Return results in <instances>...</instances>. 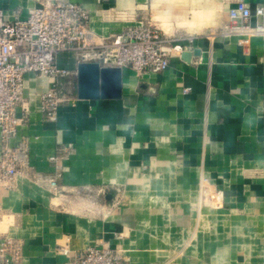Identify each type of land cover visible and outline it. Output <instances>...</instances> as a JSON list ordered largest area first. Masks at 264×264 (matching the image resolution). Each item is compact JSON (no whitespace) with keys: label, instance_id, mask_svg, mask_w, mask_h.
Returning a JSON list of instances; mask_svg holds the SVG:
<instances>
[{"label":"crops","instance_id":"obj_1","mask_svg":"<svg viewBox=\"0 0 264 264\" xmlns=\"http://www.w3.org/2000/svg\"><path fill=\"white\" fill-rule=\"evenodd\" d=\"M72 1L88 10L99 36L150 19L169 35L192 37L181 42L192 56L143 77L124 68L121 99L77 98L57 122L40 110L53 80L26 75L25 120L13 143H30V168L14 189H0V237L20 242L19 264H71L88 246L118 252L126 264H222L226 254V264H239L233 255L264 253V38L245 52L226 33L240 0ZM243 1L253 13L264 6ZM0 6L11 21L36 1ZM59 63L77 70L72 54ZM57 144L68 149L63 185L73 196L33 180L52 177ZM101 186L110 189L105 200L84 194ZM210 186L224 190L225 211L206 203Z\"/></svg>","mask_w":264,"mask_h":264},{"label":"built area","instance_id":"obj_2","mask_svg":"<svg viewBox=\"0 0 264 264\" xmlns=\"http://www.w3.org/2000/svg\"><path fill=\"white\" fill-rule=\"evenodd\" d=\"M26 18L7 20L0 6V189H14L21 175L30 168V143L13 140L25 120L19 111L25 109L24 82L28 74L53 80L52 87L41 97L44 117L57 122L65 103L77 99L74 80L77 70L59 63V56L72 54L76 68L80 63H97L100 67L132 70L138 77L157 74L170 67L173 57L193 51L181 42L187 38L169 35L150 19L127 27L112 37H103L90 29L88 10L72 0H35ZM226 33L239 38L245 52L254 38H264V6L255 13L243 0L229 10ZM256 19V23L252 20ZM187 40L192 42V37ZM68 149L57 144L52 157L54 173L48 180L39 175L33 180L45 185L53 195L70 192L63 185V159ZM74 192V191H73ZM108 186L86 187L84 194L105 200ZM22 247L19 241L0 237V264H19ZM60 254L70 253L68 246H59ZM71 264H126L125 259L109 248L88 246L78 251Z\"/></svg>","mask_w":264,"mask_h":264},{"label":"water","instance_id":"obj_3","mask_svg":"<svg viewBox=\"0 0 264 264\" xmlns=\"http://www.w3.org/2000/svg\"><path fill=\"white\" fill-rule=\"evenodd\" d=\"M199 55V51H194ZM183 58L189 60L190 52ZM77 97L80 100H119L123 96V69L119 67H100L97 63H80L77 66Z\"/></svg>","mask_w":264,"mask_h":264},{"label":"rangeland","instance_id":"obj_4","mask_svg":"<svg viewBox=\"0 0 264 264\" xmlns=\"http://www.w3.org/2000/svg\"><path fill=\"white\" fill-rule=\"evenodd\" d=\"M163 30L168 34L170 33L169 30H166L164 28ZM3 190H8V189H3ZM74 194H78V193L71 191L64 195L73 196ZM205 200L206 203L210 202V200L213 201L212 202L213 211L220 212V211H225L226 209L224 190L218 188L215 189V187L210 186V189L207 188V190L205 191ZM206 203H204V206H206ZM224 244L228 245V242L226 241V243ZM255 244H258L261 247L262 245L261 238L255 240ZM237 256H239V264H264V253H257V254L241 253L238 255H233L234 258H236ZM226 257H229V255L228 254L222 255V264H226V261H229Z\"/></svg>","mask_w":264,"mask_h":264}]
</instances>
